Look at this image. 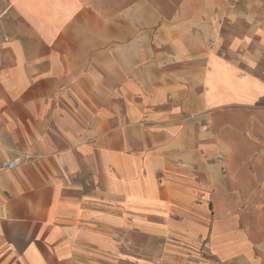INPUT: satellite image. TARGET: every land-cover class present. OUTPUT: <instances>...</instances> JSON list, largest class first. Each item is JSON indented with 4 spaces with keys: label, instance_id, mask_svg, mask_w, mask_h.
Returning <instances> with one entry per match:
<instances>
[{
    "label": "crops",
    "instance_id": "1",
    "mask_svg": "<svg viewBox=\"0 0 264 264\" xmlns=\"http://www.w3.org/2000/svg\"><path fill=\"white\" fill-rule=\"evenodd\" d=\"M0 264H264V0H0Z\"/></svg>",
    "mask_w": 264,
    "mask_h": 264
},
{
    "label": "built area",
    "instance_id": "2",
    "mask_svg": "<svg viewBox=\"0 0 264 264\" xmlns=\"http://www.w3.org/2000/svg\"><path fill=\"white\" fill-rule=\"evenodd\" d=\"M29 159V157L27 155L23 156V158H15L13 160H9V161H6L1 169H4V170H11V169H15L17 167H19L20 165H22V163Z\"/></svg>",
    "mask_w": 264,
    "mask_h": 264
}]
</instances>
